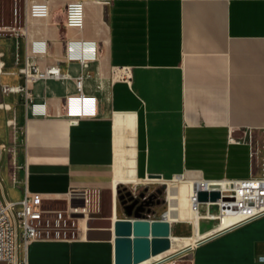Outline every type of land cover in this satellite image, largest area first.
<instances>
[{"label": "crops", "instance_id": "obj_1", "mask_svg": "<svg viewBox=\"0 0 264 264\" xmlns=\"http://www.w3.org/2000/svg\"><path fill=\"white\" fill-rule=\"evenodd\" d=\"M1 3L7 21L10 10ZM60 13L32 18L29 41L0 38L1 87L23 84L27 56L63 73L31 82L27 101L3 94L6 108L19 104L14 121L24 130L19 164L3 181L8 198L20 200L25 190L58 200L110 190L112 209L113 189L117 197L123 183L113 188L117 178L219 180L264 171V0L88 1L82 28L65 25L63 16L55 21ZM69 38L94 40L97 55L81 59L76 47L67 48ZM35 39L47 41L45 53L30 55ZM123 66L129 79L116 76ZM79 77L83 91L97 97L95 114L68 113ZM34 103L45 112H34ZM211 205L198 203L194 227L169 214L166 193L165 211L146 218L165 219L170 239L194 228L202 237L160 262L186 256L187 264H264V213L222 225ZM82 230L74 239H36L20 255L28 264H116L114 237L88 239Z\"/></svg>", "mask_w": 264, "mask_h": 264}, {"label": "built area", "instance_id": "obj_2", "mask_svg": "<svg viewBox=\"0 0 264 264\" xmlns=\"http://www.w3.org/2000/svg\"><path fill=\"white\" fill-rule=\"evenodd\" d=\"M88 1L98 0H12L9 19L6 21L3 14L0 0V38L25 36L29 41V22L32 18H47L54 11L61 10L65 25L74 28H82L85 23V7ZM67 48L76 47L81 59L94 58L98 53V46L94 40H84L69 38L66 40ZM47 50V41L35 39L30 42V55L43 54ZM19 72L23 75L24 82L21 85L2 86L4 92H19L25 96L26 101L30 98V84L39 78L59 77L63 75L59 65H49L40 68L27 56L25 64ZM130 68L121 67L117 69L116 76L122 79H129ZM77 93L66 98L68 113L74 117L96 113L97 97L87 95L83 91L82 78H77ZM33 111L44 113V104L34 103ZM233 140V138H230ZM201 185L198 190H213L222 188L227 183L230 189L220 190L221 198L215 204L219 207L220 213L224 215L223 208L229 207L230 213L227 215H238L242 220L251 219L264 213V174L262 176L251 175L246 178H223L211 180L198 178ZM223 181L222 184H216ZM197 198V193H196ZM50 194L42 192H29L25 190L20 200H12L5 193L3 184H0V262L7 264H28L27 257L21 256L20 252H27L30 243L41 236V220L44 209L42 203L45 200H52ZM68 201L67 215L76 218L74 214L85 213L78 211L79 205H75V200L85 203L88 210L90 198L83 191H75ZM230 202L227 206L225 202ZM210 207V206H209ZM56 214V222L60 223L64 219V210H52ZM86 214V213H85ZM79 218V217H77ZM59 230V229H58ZM71 239V238H67ZM171 261L169 264H176Z\"/></svg>", "mask_w": 264, "mask_h": 264}, {"label": "rangeland", "instance_id": "obj_3", "mask_svg": "<svg viewBox=\"0 0 264 264\" xmlns=\"http://www.w3.org/2000/svg\"><path fill=\"white\" fill-rule=\"evenodd\" d=\"M3 2L6 4V6L11 8L12 0H3ZM62 18L61 13L54 15V20L58 21ZM7 92L3 91V88L0 86V184H3L4 178L7 179L8 175H11V177L14 174V169L19 164V148L22 147L23 141H24V130H23V124H16L14 121L15 111L17 110V106L11 105V107L6 108L3 101V94H6ZM19 96H23L22 93L17 92ZM13 116V118H12ZM13 119V120H11ZM254 162L256 171L260 170L261 167L259 165L260 161L257 155H254ZM264 171H261V174L255 176H262V173ZM188 179H198V178H189L184 177ZM150 187H154L156 184H147ZM129 186V185H127ZM144 186V185H142ZM132 190H136V186H129ZM141 186H138V188ZM165 187L166 184H165ZM134 188V189H133ZM183 190H190L192 189V186H183ZM118 201V198H117ZM75 205H79L82 203L81 200H75ZM215 207L216 205H211L210 209L212 207ZM68 201L65 199H52V200H45L42 203V208L44 209V212L42 213V220H41V236L46 238H61V239H67L71 238L74 239L79 236V233L84 227H87V220L89 218L93 219L91 213L98 212L103 217H110L112 214L111 209V191L107 190L105 192H102L101 194H97V192H92L90 197V203L88 206V210L86 213V218L84 221L81 219L83 217L79 218H70L67 215V209H68ZM55 209H61L64 210V219L60 220V223L56 222V214L52 211ZM166 206L163 205V207L160 209L161 211H165ZM119 218L124 217V214L121 212L120 208L118 210ZM59 229V230H58ZM83 231V230H82ZM86 237L84 234V231L82 233L81 237ZM171 252V251H170ZM168 252L165 257H168ZM188 257H181L179 261H177L176 264H187L186 260ZM0 264H7V263H0Z\"/></svg>", "mask_w": 264, "mask_h": 264}, {"label": "bare ground", "instance_id": "obj_4", "mask_svg": "<svg viewBox=\"0 0 264 264\" xmlns=\"http://www.w3.org/2000/svg\"><path fill=\"white\" fill-rule=\"evenodd\" d=\"M120 182L129 184V185H136L139 183H147V184L164 183L166 184L169 214L171 216H179L178 217L179 220L189 221L194 224V227L197 226L198 210L196 207L198 203L200 202H198L196 198V189L198 188V185H199V188H201V185L199 184L197 179L184 178L182 175L176 176L174 178H169V179H162L161 177H150V178L139 179V180L132 179V178H117L114 180L113 188L116 185H118ZM222 183L224 182L218 181L216 184H222ZM183 186L184 187L192 186V189L183 190L182 189ZM228 186L229 185L227 183H224V186L222 188H219V190L222 189L225 191L227 189H230ZM112 199H113L112 200V214H111L110 219L108 220L112 223L111 230L114 231V224L119 218L118 213H117L118 201H117V197H116V193L114 189H113ZM223 201L224 200L220 202H223ZM224 202L225 204H227V206H230V202H228L227 200ZM209 203L214 204L215 202H209ZM88 205H89V202H88ZM79 206L80 208H77L78 211H81V212L87 211V209L84 208L85 207L84 201L81 204H79ZM223 212H224V216L222 215V225L242 221V218L238 215H231V216L227 215V213H230L229 207H224ZM81 219L84 221L87 218L85 216ZM108 220L105 218L103 219L89 218L87 220V227H84L83 231L91 227H103V225H106ZM200 237H202V234H200L196 228H194V230L189 234L178 235V234L173 233L171 235V239H170V235L167 237L170 240V245L167 249L161 252H158V253H152L148 257L143 258L141 260H135L134 262H132V264H156L157 262L164 260L165 259L164 256H166L168 252L179 250L184 245L194 244ZM116 238L117 237L114 235L115 242H116ZM135 238L136 236L133 235L132 239L134 240ZM147 238L149 241L152 240V235H149Z\"/></svg>", "mask_w": 264, "mask_h": 264}, {"label": "water", "instance_id": "obj_5", "mask_svg": "<svg viewBox=\"0 0 264 264\" xmlns=\"http://www.w3.org/2000/svg\"><path fill=\"white\" fill-rule=\"evenodd\" d=\"M150 177L162 178L159 174H150ZM196 193L198 202H217L221 198V192L217 189L210 191L196 189ZM126 215V218H118L114 224V231L111 230L112 223L108 220L110 216L105 218L108 220L106 225L91 227L86 232L88 239H112L114 235L117 237L115 242L116 264H132L135 260H141L152 253L161 252L169 247L170 240L167 237L170 234V229L169 223L165 219L150 222L141 213H137L135 216H131L130 213H126ZM74 216L85 217L86 214L78 213ZM90 216L96 219L104 218L98 212L91 213ZM158 224L161 225V229H156ZM133 235L136 236L134 240L132 239ZM149 235H152L150 241L147 238Z\"/></svg>", "mask_w": 264, "mask_h": 264}, {"label": "flooded vegetation", "instance_id": "obj_6", "mask_svg": "<svg viewBox=\"0 0 264 264\" xmlns=\"http://www.w3.org/2000/svg\"><path fill=\"white\" fill-rule=\"evenodd\" d=\"M117 190V198L119 197L118 210L120 208L124 215L130 213L131 216H135V214L141 213L147 217L155 213L158 207L166 205L167 191L164 183L154 187L145 185L136 190H132L129 186L122 183ZM157 264H164V262Z\"/></svg>", "mask_w": 264, "mask_h": 264}]
</instances>
